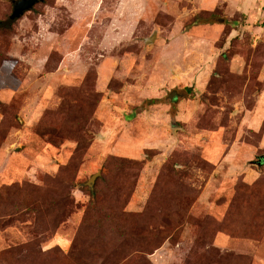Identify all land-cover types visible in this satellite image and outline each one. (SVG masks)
Returning a JSON list of instances; mask_svg holds the SVG:
<instances>
[{
  "label": "rangeland",
  "instance_id": "1",
  "mask_svg": "<svg viewBox=\"0 0 264 264\" xmlns=\"http://www.w3.org/2000/svg\"><path fill=\"white\" fill-rule=\"evenodd\" d=\"M11 1L0 264H264V0Z\"/></svg>",
  "mask_w": 264,
  "mask_h": 264
},
{
  "label": "water",
  "instance_id": "2",
  "mask_svg": "<svg viewBox=\"0 0 264 264\" xmlns=\"http://www.w3.org/2000/svg\"><path fill=\"white\" fill-rule=\"evenodd\" d=\"M40 0H12V12L9 16V19H15L19 15H21L24 11L29 10L31 6L36 2ZM155 38V31H152L148 36L143 38L144 43H149ZM173 96L172 93L169 95V99ZM98 173V172H97ZM97 173L92 174L89 179L87 180L86 184L88 187L91 188L92 181Z\"/></svg>",
  "mask_w": 264,
  "mask_h": 264
}]
</instances>
